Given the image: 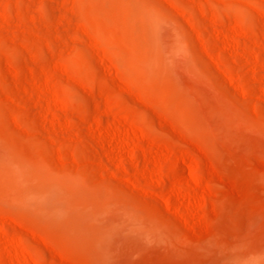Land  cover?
<instances>
[{"label":"rangeland","instance_id":"obj_1","mask_svg":"<svg viewBox=\"0 0 264 264\" xmlns=\"http://www.w3.org/2000/svg\"><path fill=\"white\" fill-rule=\"evenodd\" d=\"M0 264H264V0H0Z\"/></svg>","mask_w":264,"mask_h":264}]
</instances>
